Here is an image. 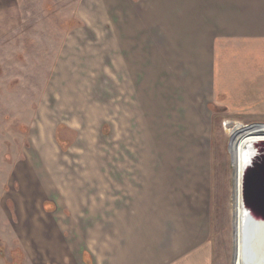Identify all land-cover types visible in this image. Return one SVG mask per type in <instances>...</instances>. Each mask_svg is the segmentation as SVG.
<instances>
[{"label": "rangeland", "instance_id": "obj_1", "mask_svg": "<svg viewBox=\"0 0 264 264\" xmlns=\"http://www.w3.org/2000/svg\"><path fill=\"white\" fill-rule=\"evenodd\" d=\"M115 8L114 0H0V264H70L71 223L86 221L76 233L95 243L116 172L128 169L180 170V219L200 225L201 264H234L229 129H264V99L228 107L216 85L198 82V68L171 66L175 55L154 66L147 98L132 91L130 99L132 83L114 59ZM203 197L208 207L195 215ZM80 261L95 264L86 253Z\"/></svg>", "mask_w": 264, "mask_h": 264}, {"label": "crops", "instance_id": "obj_2", "mask_svg": "<svg viewBox=\"0 0 264 264\" xmlns=\"http://www.w3.org/2000/svg\"><path fill=\"white\" fill-rule=\"evenodd\" d=\"M114 3L115 11H119L113 26L114 59L116 66L123 64L126 80L132 83L130 99L132 91L136 98H147L154 66L168 67L169 56L175 55L170 65L190 66L195 71L198 68V82L216 85L218 93H224L217 100L226 106L250 108L261 104L257 99H264V0ZM131 158L124 162L131 163ZM176 158L180 161V156ZM152 173L130 169L116 172L114 192L107 202L112 213L106 218L104 209L96 217L95 243L88 234L76 233V227L86 221L80 218L71 223V236L66 237L69 250L64 251V256L73 260L70 264H84L80 257L84 259L85 253L95 258V264H201L202 254L193 250L200 225L195 219L192 223L180 219V189L186 187L180 181V170L171 176L156 177ZM194 177H190L187 189L195 194L199 183L192 180ZM154 179L160 186H153ZM199 198L196 195L194 200ZM201 201L195 215L205 212L207 202L204 197ZM73 203L71 212L75 216ZM105 227L112 229L105 232Z\"/></svg>", "mask_w": 264, "mask_h": 264}, {"label": "bare ground", "instance_id": "obj_3", "mask_svg": "<svg viewBox=\"0 0 264 264\" xmlns=\"http://www.w3.org/2000/svg\"><path fill=\"white\" fill-rule=\"evenodd\" d=\"M229 132L234 138V264H246V257L249 258V233L256 218V210L246 200L244 188L248 174L264 165V129L247 128L244 124L237 123Z\"/></svg>", "mask_w": 264, "mask_h": 264}, {"label": "water", "instance_id": "obj_4", "mask_svg": "<svg viewBox=\"0 0 264 264\" xmlns=\"http://www.w3.org/2000/svg\"><path fill=\"white\" fill-rule=\"evenodd\" d=\"M244 192L246 200L256 210L249 233L248 255L251 263L264 264V165L248 174Z\"/></svg>", "mask_w": 264, "mask_h": 264}]
</instances>
